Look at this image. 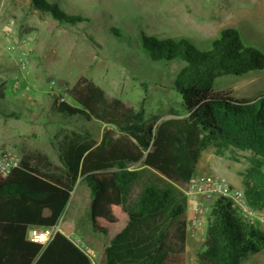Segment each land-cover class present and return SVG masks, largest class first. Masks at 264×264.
I'll list each match as a JSON object with an SVG mask.
<instances>
[{
    "label": "trees",
    "instance_id": "trees-1",
    "mask_svg": "<svg viewBox=\"0 0 264 264\" xmlns=\"http://www.w3.org/2000/svg\"><path fill=\"white\" fill-rule=\"evenodd\" d=\"M32 7L60 23L81 19L47 0ZM153 62L180 60L172 80L185 116L147 122L143 101L133 108L85 76L67 90L72 101L55 103L56 112L104 125L98 144L76 131L59 145L63 167L42 153L24 154L6 175L0 174V264H93L90 256L61 230L42 245L31 241V228L63 222L78 188L85 191L72 229L85 246L101 243L83 227L96 220L105 198V177L114 182L122 217L102 223L103 245L96 264H186L188 189L202 150L214 146L250 151L244 192L249 206L264 207V94L237 98L231 90H214L216 78L242 76L264 69V53L245 45L235 28H224L208 50L186 38H142ZM4 92L0 90V98ZM134 165H138L134 168ZM61 229V228H60ZM264 249V233L244 222L228 199L211 203L197 264H243L248 254Z\"/></svg>",
    "mask_w": 264,
    "mask_h": 264
},
{
    "label": "rangeland",
    "instance_id": "rangeland-1",
    "mask_svg": "<svg viewBox=\"0 0 264 264\" xmlns=\"http://www.w3.org/2000/svg\"><path fill=\"white\" fill-rule=\"evenodd\" d=\"M47 1L81 20L68 25L35 9L30 0H0V90L4 92L0 98V173L16 165L24 154L34 152L63 167L59 145L66 132L100 138L104 125L98 121L56 112L57 99L72 103L66 92L80 76L133 108L143 101L147 122L185 116L181 97L171 83L183 63L151 61L143 36L186 38L197 48L208 50L220 31L231 27L245 45L264 53V0ZM213 88L231 90L237 98L264 94V69L218 77ZM251 157L250 151L231 147L219 155L210 146L201 151L194 178L230 177L239 184L234 186L245 192L252 185L246 179ZM104 181L106 199L97 203V218L83 223L99 242L104 228L98 218L115 222L122 217L117 188L110 177ZM84 191L78 188L73 193L60 228L71 232L72 241L87 251L80 231L72 229ZM210 202L213 199L200 207L205 220L201 231L187 223V240L193 232L197 240L187 247L186 264H197ZM90 255L96 263L97 253L90 249ZM243 264H264V249L248 254Z\"/></svg>",
    "mask_w": 264,
    "mask_h": 264
},
{
    "label": "built area",
    "instance_id": "built-area-1",
    "mask_svg": "<svg viewBox=\"0 0 264 264\" xmlns=\"http://www.w3.org/2000/svg\"><path fill=\"white\" fill-rule=\"evenodd\" d=\"M8 171L9 169L3 170L0 174L6 175ZM183 193L187 197L189 205L196 203L195 201L197 198H201L204 201L215 200L218 197L228 199L244 222L256 224L264 233V213L260 210L252 209L246 201L244 192L223 179L213 176L200 177L197 179L193 177L188 189L183 190ZM192 225L194 228H197V231H201V224L199 222ZM58 231L61 232L59 224L49 228H31L28 232V238L33 242L45 245ZM86 249L87 251H84L91 258L90 249ZM93 264L96 263L93 262Z\"/></svg>",
    "mask_w": 264,
    "mask_h": 264
},
{
    "label": "crops",
    "instance_id": "crops-1",
    "mask_svg": "<svg viewBox=\"0 0 264 264\" xmlns=\"http://www.w3.org/2000/svg\"><path fill=\"white\" fill-rule=\"evenodd\" d=\"M87 135H89V137H91L90 136V134H88L87 133ZM102 136V135H101ZM101 136H100V138H98V139H92V141H94L95 142V144H98L99 143V141H100V139H101ZM138 167V166H137ZM137 167H134V168H137ZM224 179H225V181H227L229 184H231L232 186H234V185H236V186H239V184L238 183H236L235 182V180L234 179H232V178H230V177H223ZM223 179V180H224ZM235 187V186H234ZM237 188V187H236ZM84 189V188H83ZM85 190V189H84ZM84 193V192H83ZM83 195V194H82ZM82 199V198H81ZM104 199H106V193H105V198ZM102 201H104V200H101V201H99L98 203H101ZM196 203H193V204H191V205H189L188 204V207H187V210H186V219H187V223L188 222H191V223H204L205 222V220H204V218H203V215L200 213V212H202V210H201V205L203 204V202H204V200H202L201 198H197L196 199V201H195ZM211 203V202H210ZM119 206H120V203H119ZM96 208H97V206H96ZM120 209H121V206H120ZM260 211H262L263 213H264V207L260 210ZM121 215H122V210H121ZM100 220H102V222H101V224L102 223H105L106 222V220L105 219H102V218H98V222L100 223ZM117 221H115V222H112V223H116ZM100 224V225H101ZM204 228H205V225H204ZM205 230V229H204ZM66 233H68V237H69V239L72 241V239L70 238V235L72 234L71 232L69 233V232H66ZM190 234V233H189ZM196 232L194 233L193 232V234L191 235V237H190V235H189V238H188V240L186 241V250H187V247H189V246H191V245H193V243H195L196 242V240H197V236H196ZM91 236V235H90ZM101 243V248H102V245H103V241L102 242H100ZM46 245V244H45ZM100 248V249H101ZM100 249H98V250H93L94 252H96L97 253V255H98V253H99V251H100Z\"/></svg>",
    "mask_w": 264,
    "mask_h": 264
}]
</instances>
